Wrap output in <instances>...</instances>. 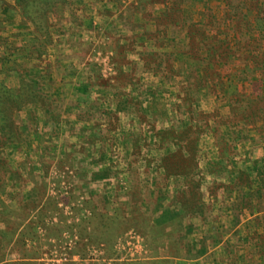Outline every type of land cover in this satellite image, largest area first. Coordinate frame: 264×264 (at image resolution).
<instances>
[{
  "label": "rangeland",
  "instance_id": "obj_1",
  "mask_svg": "<svg viewBox=\"0 0 264 264\" xmlns=\"http://www.w3.org/2000/svg\"><path fill=\"white\" fill-rule=\"evenodd\" d=\"M75 1L78 0H0V193L11 189V200L20 202V187L24 180H21L22 184L18 180L26 173L25 163L28 160L33 163L35 154L42 156L41 172L47 178L42 186L46 192L43 205L39 209L35 208L37 210L33 209L31 215L23 209L22 214L17 216L19 228L28 215L25 228L29 229L19 234L17 231L5 234L8 245L4 247L0 244V264H154L151 261L153 249L136 224L132 226L126 221L123 226H119V218L114 212L120 205L117 204L120 203L119 198H104L108 206L105 214L100 213L99 206L97 209L88 206L86 176L90 170L86 168V160L94 158L95 162H99L105 160L110 152H102L103 156L95 152L86 153L84 129H67L64 120V125L60 123L62 120L56 121L52 127L44 130H40V120L37 131H34L33 122L27 120L31 118L38 101H43L36 86L42 87L44 92L46 89L45 93H48V89L56 96L61 93L60 86L55 87L59 84L60 74H55V70L50 67L71 64L75 60L70 54L73 45L80 52L79 59L85 62L83 51L86 54V45L90 44L91 61L98 66L103 78L117 76V60L110 46L111 43L114 45L113 38L104 27L99 28V22L94 20L95 13L93 29L86 31L83 25H79L80 39L70 43L74 33L69 31L68 37L65 28L77 20L73 16H80L81 10V6L74 5ZM224 1H213L212 6L216 7L218 17L222 16ZM95 2L113 7L109 14L117 21L123 18L124 13L129 16L138 14L154 26L153 30H146V33L153 41L151 52L158 55L145 57L146 62L150 60L157 63L150 74L153 83L149 91L153 96L148 94L139 103L141 107L152 104V109L156 111L157 116L151 120L141 118L144 135L148 127L157 131L153 136L156 148H147L150 142H144V136H138L134 159L148 161L157 158L166 162L206 160L202 173H206L203 176L210 177L211 181L208 201L211 202L212 198L221 210L228 206L233 217L229 225L226 226L224 222L223 226L227 229L216 232L218 239L228 233L233 234L229 236L227 246L223 247L229 253L228 264H264L263 257L257 253L260 250L255 248L256 237L264 235L263 228L256 230L259 224L255 220L257 215L264 216V201L263 198L253 197L249 206L243 200V195L248 192L243 182L248 180L255 188L256 179L261 185L257 164L264 163V132L259 129L260 123L251 126L230 118L233 115V86L242 66L222 69L220 78L203 81L197 74L200 71L196 65L190 63L188 58L186 61L188 38L185 30L178 26L180 19H176L179 10L182 15L192 14L194 19H199L210 0ZM172 9L175 10V19L167 17L168 11ZM154 11L158 15L153 14ZM32 21L39 25L37 30ZM118 30L120 32L121 28ZM144 44L145 41L141 42L140 47H145ZM123 60L119 54L118 62ZM186 63H190L192 69ZM23 64H28L26 67L29 70L26 67L20 69ZM35 65L39 66L37 70L33 69ZM68 73L65 71L63 74ZM138 78L144 79V74L138 73ZM36 81L41 86L36 85ZM247 93H250V88ZM41 104L45 107L49 105L44 101ZM61 128H65V132ZM25 142L29 144L28 147L24 146ZM51 142L54 144L50 145ZM173 142L178 147L168 151L167 146ZM39 143L44 145L36 149ZM112 149L108 157L114 165L121 151ZM154 150L156 152L152 156ZM126 157L129 155L126 154ZM30 166L26 168L29 176L33 175ZM103 173L113 175L118 173V169L110 167ZM7 176L11 178L5 179ZM200 195L204 199L203 192ZM96 201L98 204L100 199ZM14 213L9 211L7 215L13 216ZM248 216H251L250 220ZM250 221L251 224L248 223ZM130 233L135 234L137 239L134 244L127 246L124 240Z\"/></svg>",
  "mask_w": 264,
  "mask_h": 264
},
{
  "label": "crops",
  "instance_id": "obj_2",
  "mask_svg": "<svg viewBox=\"0 0 264 264\" xmlns=\"http://www.w3.org/2000/svg\"><path fill=\"white\" fill-rule=\"evenodd\" d=\"M74 5L81 6V10L80 16L76 15L77 18L73 16L77 20L65 28L68 37L69 31L74 33L70 43L73 44V41L80 39L81 27L79 28V25H83L86 31L93 29V16L95 15L94 20L99 22V28L104 27L108 35L113 38L114 45L111 43L110 46L117 60V76L110 79L103 78L98 66L91 61L90 44L86 45V54L83 51V58L86 57L85 62L79 59V51L73 45L70 54L75 60L71 64L62 63L50 67L55 70V74H60L59 84L55 87L60 86L61 93L56 96L51 89L45 93L46 89L44 92L42 87L36 86L38 93L42 95V100L49 105L45 107L41 104L43 101H38L31 118L25 119L33 122L34 131L38 130L36 127L40 120L39 126L42 127L40 130L52 127L56 121L61 120V125H64L63 120L66 121L67 129L83 128L84 135H86V153L95 152L96 155L104 151L111 153L112 148L121 151L120 154L118 153L119 159L114 160V165L109 159L110 153L109 157L106 155L105 160L99 162H95L94 158L86 160V168L90 170L89 175L86 176L88 206L92 209H97L99 206L100 213L105 214L108 206L104 198L109 196L119 198L120 203L117 204L120 205L114 210L116 217L119 218L117 221L119 226H123V222L126 221L132 226L136 224L137 229L145 235L148 244L153 249L151 261L154 264H228L229 253H226L223 247L227 246L230 241L229 236L233 234L228 233L225 237L218 239L216 232L227 229L224 227V222L226 226L229 225L233 217L231 208L228 206L221 210L211 197L212 203L208 201V188L211 181L210 177L203 176L206 173H202L207 164L206 160L186 159L166 162V160L152 158L148 161H138L133 157L138 136L142 135L144 142H150L147 148L151 146L156 148L153 136L157 131L148 127L149 130L144 135L141 120V118L148 120L155 118L156 111L152 109V104L141 107L139 103L144 96H149L148 94L153 96L149 91L153 83L150 74L157 63L150 60L146 62L145 57L158 55L151 52L153 41L146 33V30H153L154 26L138 14L129 16L124 13L123 18L117 21L109 14L113 11V7L109 8L105 3H96L95 0L93 2L92 0H78L74 2ZM154 9L156 10V7ZM155 13L158 15L154 11L153 14ZM119 28H121L120 32ZM99 37L101 38L100 34ZM143 41H145V47L142 48L140 44ZM119 54L124 58L121 63L118 62ZM26 65L28 64H23L20 69ZM37 68L39 66L35 65L33 69L37 70ZM25 69L29 70L27 67ZM65 71L69 73L63 74ZM138 73L144 74L145 78L140 80ZM35 84L40 85L38 82ZM64 86L65 90H63ZM82 113L85 114L81 116ZM61 129L65 132V128ZM49 144L53 145L54 142ZM28 145L25 142L24 146L28 147ZM43 145L37 144L36 149ZM175 147L178 146L174 142L167 146L168 151L174 150ZM154 152L156 151L152 152V156ZM126 154L129 157H126ZM35 157L33 163L30 160L25 163L26 173L18 180L21 184L23 183L21 180H24L20 188H25L23 192L21 189L20 202L15 203V200H11L10 195L13 192L11 189L0 193V206L3 208H1L2 211L0 210V244L4 247L8 245L5 234L12 231H17L19 234L29 229L25 228L28 225V215L18 228L19 224H16L18 214L21 215L24 209L31 215L33 209H39L38 207L43 205L46 192L42 190V186L47 178L41 172L42 156L35 154ZM29 165L32 166L33 171L31 176L26 170ZM110 167L117 168L118 173L104 174L103 172ZM168 167L173 169L168 171ZM107 176L110 177L106 178ZM7 178L11 177L7 176L5 179ZM254 183L257 188L261 186L256 179ZM201 192L204 194V199L201 198ZM96 199H100L98 204ZM9 211L10 213L15 211L14 215H7ZM102 216L106 217V215ZM250 217L248 216L247 219L250 220ZM260 229V227L256 228L257 231ZM14 238L16 237H12Z\"/></svg>",
  "mask_w": 264,
  "mask_h": 264
},
{
  "label": "trees",
  "instance_id": "obj_3",
  "mask_svg": "<svg viewBox=\"0 0 264 264\" xmlns=\"http://www.w3.org/2000/svg\"><path fill=\"white\" fill-rule=\"evenodd\" d=\"M213 1L217 0H210L197 20L192 14L182 15L180 10L176 18L173 9L168 11L167 17L180 19L178 26L185 30L188 38L186 61L188 58L196 65L203 81L221 76L222 69L242 66L233 86L230 118L251 126L260 123L259 129L264 132V0H225L220 17L212 6ZM32 23L35 29L39 27L36 21ZM190 63L186 64L192 69ZM249 88L250 93H247ZM257 176L261 181L258 188H253L248 180L243 182L248 188L243 200L249 206L253 197L264 201V163L258 162ZM255 217L258 226L264 229V216ZM256 240L255 248L260 250L257 253L264 261V235H258Z\"/></svg>",
  "mask_w": 264,
  "mask_h": 264
},
{
  "label": "built area",
  "instance_id": "obj_4",
  "mask_svg": "<svg viewBox=\"0 0 264 264\" xmlns=\"http://www.w3.org/2000/svg\"><path fill=\"white\" fill-rule=\"evenodd\" d=\"M137 237L135 234L130 233L129 235H127V237L124 240V244H126L127 246H131L132 244H134V242L136 241Z\"/></svg>",
  "mask_w": 264,
  "mask_h": 264
}]
</instances>
